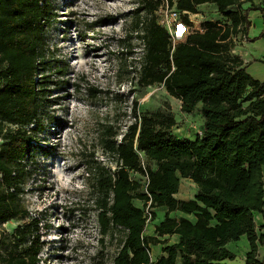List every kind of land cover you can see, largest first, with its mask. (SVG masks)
I'll use <instances>...</instances> for the list:
<instances>
[{
    "label": "trees",
    "instance_id": "obj_1",
    "mask_svg": "<svg viewBox=\"0 0 264 264\" xmlns=\"http://www.w3.org/2000/svg\"><path fill=\"white\" fill-rule=\"evenodd\" d=\"M247 1H170L183 24L190 25L188 13L198 12L203 3L213 4L221 17L202 22V30L189 31L175 44L153 14L156 3L146 0L134 11L125 36L142 42L136 83H162L180 100L183 112L191 113L199 104L204 121L194 138L177 137L170 132L176 123L171 113L134 112L119 140L106 133L103 146L115 167L92 168L89 194L97 195L102 231L123 233L113 264H175L178 256L181 264H229L235 255L226 244L242 235L249 242L246 264H263L256 251L264 245V224L256 225L255 214L264 216V80L254 78L231 52L233 38L247 33L249 9L261 13L264 32V0L242 7ZM50 17L47 0H0V223L28 216L20 184L42 126L45 85L52 81L43 73L61 76L66 71L65 65L46 58ZM131 171L146 177L143 189ZM180 177L196 185L193 198L174 196ZM145 205L151 208L150 218L157 208L164 210L153 234L144 233ZM38 230L36 217L10 233L0 230V264H39L43 241ZM165 234H178V241L167 244L159 238ZM158 243L163 254L151 261V246Z\"/></svg>",
    "mask_w": 264,
    "mask_h": 264
},
{
    "label": "rangeland",
    "instance_id": "obj_2",
    "mask_svg": "<svg viewBox=\"0 0 264 264\" xmlns=\"http://www.w3.org/2000/svg\"><path fill=\"white\" fill-rule=\"evenodd\" d=\"M47 1L51 17L45 29L46 58L65 65L66 71L61 76L52 70L43 73L50 74L48 80L52 81L45 85L42 126L25 160L27 171L20 184L19 198L28 216L0 223V230L10 233L17 224L36 217L43 241L39 264H113L123 233L117 228L102 231L95 206L97 195L89 194L92 168L115 167L112 154L103 146L106 133L119 140L134 120V112L141 115L161 110L175 118L172 134L194 138L204 119L199 104L191 113L183 112L180 100L169 95L162 83H136L142 42L135 35H125L136 16L134 11L145 6L146 0ZM150 1L157 4L153 14L158 21L159 10L175 7L170 4L175 0ZM206 12L211 17L212 11ZM247 12L250 25L240 49L243 58L253 63L248 72L262 77L263 20L257 9ZM203 18L204 14L191 16L190 27L202 26ZM182 24L180 17L172 28L166 27L173 44L180 40ZM139 156L143 159L141 153ZM130 176L144 188L145 176L132 171ZM134 202L142 207V201ZM143 209L146 231L153 232L154 222L163 219V209H156L155 218H150L149 206Z\"/></svg>",
    "mask_w": 264,
    "mask_h": 264
},
{
    "label": "crops",
    "instance_id": "obj_3",
    "mask_svg": "<svg viewBox=\"0 0 264 264\" xmlns=\"http://www.w3.org/2000/svg\"><path fill=\"white\" fill-rule=\"evenodd\" d=\"M262 0H251V1H247L242 3V7H246L248 4H250L251 2H253L254 4H258L261 3ZM198 12L196 13H189V15L191 16H195V15H199V14H204L206 16V18H203L201 21L204 22L206 20H221V17L219 14H217L215 7L213 6V4L211 3H203L197 6ZM212 11L211 13V17L207 15L208 12H206L207 10ZM189 16V18L191 17ZM261 16V13H260ZM262 18V16H261ZM223 22V20H222ZM189 28H191V30H193L194 28L196 30H202V26H191L187 25V24H182V27L180 28V40L179 41H183L187 35V33L190 31ZM186 29V30H185ZM248 31V29H247ZM247 34V33H246ZM247 40L246 35L242 34L241 32H239L236 36H235V46H234V51L238 54L241 55V58L243 60V63L246 66V70L247 72L249 71L248 68L253 64L250 61H248L247 59L243 58V51L242 46L243 43ZM178 41V42H179ZM241 48V49H240ZM240 51V53H239ZM260 70L258 68L257 73H259ZM250 73V72H249ZM254 78L259 79V80H264V74L262 75V77H259V75L257 74H251ZM257 75V76H256ZM202 124L201 123V129H202ZM200 129V131H201ZM199 131V132H200ZM190 185V186H189ZM187 186L189 187V190L191 189V195H187L189 194V190H187ZM196 191V185L188 178H183L180 177L179 178V187H178V191L174 194V196L178 199H189V198H193L194 194ZM157 211V210H156ZM178 212H170L171 216H178L180 215L179 213L176 214ZM157 214V212H156ZM163 216H164V210L162 212ZM157 216V215H156ZM158 222H154L153 224V229H154V225L157 224ZM255 223L257 226H260L262 224H264V216L262 217L261 214L256 213L255 214ZM144 233L145 234H153V232L151 231H146V228L144 229ZM159 238L161 239H165L167 241V244H174L178 241L179 235L178 234H165L163 236H160ZM162 244L158 243L156 245H152L151 246V250H150V260L154 261L157 257H159L161 254H163L162 252ZM227 248L235 255V257L231 260H227L226 262L229 264H246L245 262V254L246 252L249 250V242L247 240V237L245 235H242L240 237L239 240L237 241H229L226 244ZM256 258L258 260L263 261L264 264V245H258L257 247V251H256ZM175 264H181L179 256L176 258Z\"/></svg>",
    "mask_w": 264,
    "mask_h": 264
},
{
    "label": "built area",
    "instance_id": "obj_4",
    "mask_svg": "<svg viewBox=\"0 0 264 264\" xmlns=\"http://www.w3.org/2000/svg\"><path fill=\"white\" fill-rule=\"evenodd\" d=\"M158 13H159V21L158 22H160L162 25H164L167 28L168 27L172 28L176 24L177 20L180 19V12L177 11L175 8L161 9V10H159ZM188 17H189V13H188ZM233 41L235 43V38H233ZM233 49H234V47L231 49V52L234 51ZM200 133L201 132H199V134Z\"/></svg>",
    "mask_w": 264,
    "mask_h": 264
}]
</instances>
